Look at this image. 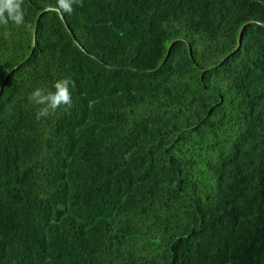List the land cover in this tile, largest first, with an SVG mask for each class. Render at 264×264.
<instances>
[{"label":"trees","instance_id":"16d2710c","mask_svg":"<svg viewBox=\"0 0 264 264\" xmlns=\"http://www.w3.org/2000/svg\"><path fill=\"white\" fill-rule=\"evenodd\" d=\"M72 7L0 25V264H264V0Z\"/></svg>","mask_w":264,"mask_h":264},{"label":"clouds","instance_id":"9594fccd","mask_svg":"<svg viewBox=\"0 0 264 264\" xmlns=\"http://www.w3.org/2000/svg\"><path fill=\"white\" fill-rule=\"evenodd\" d=\"M74 2L75 0H58V7L66 13H71ZM21 3L22 0H0V25L12 23L20 26L24 24L25 13L21 8ZM73 87L74 81L65 77L55 80L50 88H34L28 98L33 104L40 106L36 119L46 118L61 106H71Z\"/></svg>","mask_w":264,"mask_h":264},{"label":"water","instance_id":"95a60500","mask_svg":"<svg viewBox=\"0 0 264 264\" xmlns=\"http://www.w3.org/2000/svg\"><path fill=\"white\" fill-rule=\"evenodd\" d=\"M240 37H241V32H239V34H238V38H237V46H236V48H238L239 45H240Z\"/></svg>","mask_w":264,"mask_h":264}]
</instances>
